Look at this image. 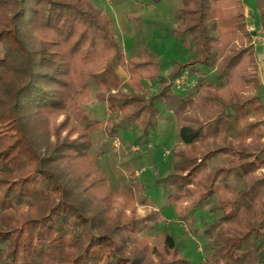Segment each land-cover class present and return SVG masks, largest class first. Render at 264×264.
I'll return each mask as SVG.
<instances>
[{
  "label": "trees",
  "instance_id": "obj_1",
  "mask_svg": "<svg viewBox=\"0 0 264 264\" xmlns=\"http://www.w3.org/2000/svg\"><path fill=\"white\" fill-rule=\"evenodd\" d=\"M254 5L264 29V0ZM174 12L170 33L189 58L162 76L146 49L126 65L109 17L88 0H0V264H132L111 236L126 224L142 231L144 220L113 213L115 194L89 155L87 133L72 122L85 129L94 124L78 106L89 81L105 91L108 112L117 114L115 126L106 121L109 136L125 123L145 136L159 106L173 114L184 146L205 141V124L213 123V136L226 123L243 122L238 162L199 180L203 192L190 190L191 177L203 174L205 161L220 148L174 164L160 181L172 188L169 199L191 198L194 207L228 189L231 195L218 199L220 215L206 230L210 264H264V174L251 176L264 159V142L258 122L248 121L251 112L264 117V107L258 97L243 96L259 87L243 2L179 0ZM262 58L264 68V47ZM118 66L133 85L156 82V92L111 94L121 84ZM200 67L213 72L215 82ZM184 71L197 75L196 86L177 94L171 82ZM59 115L65 116L61 123L51 121ZM229 174L238 187L227 184ZM161 250L166 260L159 264H194L177 255L170 235Z\"/></svg>",
  "mask_w": 264,
  "mask_h": 264
},
{
  "label": "rangeland",
  "instance_id": "obj_2",
  "mask_svg": "<svg viewBox=\"0 0 264 264\" xmlns=\"http://www.w3.org/2000/svg\"><path fill=\"white\" fill-rule=\"evenodd\" d=\"M88 1L93 8L109 17L114 40L123 51L126 65L133 59H139V51L146 49L158 61L160 74L166 76L175 62H185L189 58L186 50L170 33L175 27L174 11L179 0ZM242 2L245 33L255 51L259 83L257 90L243 92V96L258 97L264 107V29L259 24L254 0ZM251 27L257 28L256 35L260 40L255 38V34H249L248 29ZM203 72L207 71L201 68L200 73ZM249 72L253 70L249 69ZM116 73L121 84L117 90L111 91L113 95H145L157 90L158 84L154 81H140L138 86L131 84L128 71L122 67L118 66ZM213 76L211 71L206 74L208 81L215 82ZM196 81L197 75H189L184 71L171 82V88L177 94H185L193 90ZM88 86L78 106L84 110L85 120L94 124L90 129H85L83 122H72L80 131L87 133L91 145L89 155L94 158L97 167L106 176L108 187L115 194L113 213L121 214L123 219L144 220L139 225H144L142 231L131 232L130 224L114 230L111 239L115 247L120 248L123 257L131 260L132 264H159L166 260L162 255L161 244L164 237L170 235L179 257L194 264H210V238L206 230L220 215L215 210L218 199L229 197L230 191L222 187L217 196L194 207L191 198L177 201L169 199L172 188L164 186L160 180L172 172L174 164L187 159L199 161L206 152L220 148V152L210 155L205 161L204 173L191 177L190 190L196 188L195 191L203 192L199 180L218 170H228L230 162H238V151L241 148L239 131L243 122L233 127H228L230 125L226 123L213 136L210 133L213 123L205 124V141H199L194 146H184L177 139L173 114L159 106V116L145 136H142L139 126L134 123L123 124L117 128L116 135L109 136L106 121L111 120L110 124L115 126L117 114L108 112L107 95L103 89L90 81ZM64 117L59 115L51 121L59 124ZM248 121L258 122V132L264 142V117L257 118L251 112ZM64 134L65 131H62L61 135ZM248 142L245 140L243 144L247 145ZM263 174L264 159L260 157L251 176L260 177ZM244 182L248 184L249 180ZM227 184L238 187L231 174ZM259 200L264 207V193ZM108 225H112V222L109 221Z\"/></svg>",
  "mask_w": 264,
  "mask_h": 264
},
{
  "label": "built area",
  "instance_id": "obj_3",
  "mask_svg": "<svg viewBox=\"0 0 264 264\" xmlns=\"http://www.w3.org/2000/svg\"><path fill=\"white\" fill-rule=\"evenodd\" d=\"M256 29H257V28H255V27H254V28L251 27V28L248 29V32H249V34H251V35L255 34V35H254L255 38L258 39V36L256 35V34H257V30H256ZM254 36H253V37H254ZM258 40H260V39H258Z\"/></svg>",
  "mask_w": 264,
  "mask_h": 264
}]
</instances>
